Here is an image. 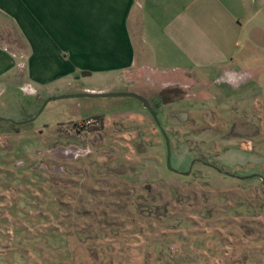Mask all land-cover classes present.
Returning <instances> with one entry per match:
<instances>
[{"label": "crops", "instance_id": "obj_1", "mask_svg": "<svg viewBox=\"0 0 264 264\" xmlns=\"http://www.w3.org/2000/svg\"><path fill=\"white\" fill-rule=\"evenodd\" d=\"M2 32L0 264L133 261L145 195L128 189L162 168L164 135L264 105V0H0ZM110 91L145 98L159 125L133 97L67 96ZM44 101L57 117L28 125ZM87 118L100 129H70Z\"/></svg>", "mask_w": 264, "mask_h": 264}, {"label": "rangeland", "instance_id": "obj_2", "mask_svg": "<svg viewBox=\"0 0 264 264\" xmlns=\"http://www.w3.org/2000/svg\"><path fill=\"white\" fill-rule=\"evenodd\" d=\"M0 42L7 44L4 32ZM113 97L106 99L121 96ZM257 108L255 120L247 105L225 106L224 120L207 111L203 120L188 124L185 137L168 138L170 167L166 147L162 168L148 170L153 181L128 189L145 195L138 202L141 209L128 218L137 230L126 235L133 261L106 260L109 255L98 250L96 257L106 261L82 264H264V105ZM56 117L43 108L27 124ZM78 139L84 148L87 140ZM165 176L171 180H162Z\"/></svg>", "mask_w": 264, "mask_h": 264}, {"label": "water", "instance_id": "obj_3", "mask_svg": "<svg viewBox=\"0 0 264 264\" xmlns=\"http://www.w3.org/2000/svg\"><path fill=\"white\" fill-rule=\"evenodd\" d=\"M69 97H81V96H86V97H113V96H127V97H133L135 99H137L138 101H140L142 103V105L144 106V108L150 113V115L153 117L156 125H159V121L154 113V111L152 110L149 102L143 98L142 96L136 94V93H133V92H122V93H100V94H77V95H67ZM61 97H66L65 95L64 96H61ZM61 97H57V98H61ZM47 103V101H44L39 109V111L35 114L34 117H36L41 111L42 109L44 108L45 104ZM32 117L31 119H29L28 121H31L33 120ZM163 132V131H162ZM164 139H165V143H166V147H167V154H168V158H167V165L170 167V149H169V143H168V138L164 135Z\"/></svg>", "mask_w": 264, "mask_h": 264}, {"label": "built area", "instance_id": "obj_4", "mask_svg": "<svg viewBox=\"0 0 264 264\" xmlns=\"http://www.w3.org/2000/svg\"><path fill=\"white\" fill-rule=\"evenodd\" d=\"M98 123L94 118H87L83 121L77 122L75 124H72L70 126L71 130L77 131L82 128L90 127V126H96ZM90 153V149L87 147H84L82 149L76 150L74 153V157H79L82 155H87Z\"/></svg>", "mask_w": 264, "mask_h": 264}]
</instances>
